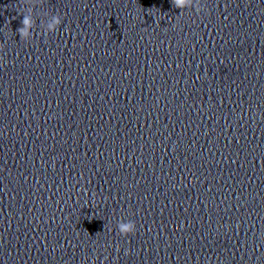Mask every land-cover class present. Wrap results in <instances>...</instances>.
Segmentation results:
<instances>
[{"label": "clouds", "instance_id": "clouds-1", "mask_svg": "<svg viewBox=\"0 0 264 264\" xmlns=\"http://www.w3.org/2000/svg\"><path fill=\"white\" fill-rule=\"evenodd\" d=\"M187 0H172L173 6L176 8H183L186 4ZM31 20L28 17H25L22 19L21 24L22 27H19L17 29V32L20 35V38H25L28 36V28L31 26ZM61 18L60 17H55L54 18V23L49 25V31L50 32H55L56 26L61 25ZM4 61V57L0 56V62ZM118 231L121 235L127 236L129 234H133L136 231V224L134 221H121L118 222L117 224Z\"/></svg>", "mask_w": 264, "mask_h": 264}]
</instances>
